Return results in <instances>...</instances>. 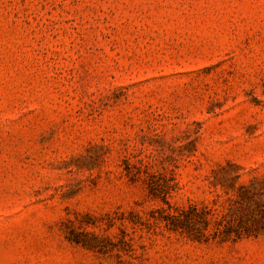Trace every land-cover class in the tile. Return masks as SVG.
Here are the masks:
<instances>
[{
    "label": "rangeland",
    "instance_id": "1",
    "mask_svg": "<svg viewBox=\"0 0 264 264\" xmlns=\"http://www.w3.org/2000/svg\"><path fill=\"white\" fill-rule=\"evenodd\" d=\"M0 264H264V0H0Z\"/></svg>",
    "mask_w": 264,
    "mask_h": 264
}]
</instances>
